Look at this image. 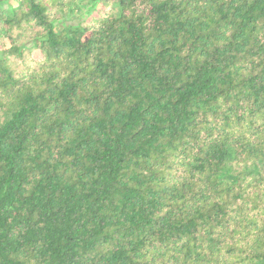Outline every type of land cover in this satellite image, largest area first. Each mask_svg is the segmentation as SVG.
I'll return each mask as SVG.
<instances>
[{
    "label": "trees",
    "instance_id": "trees-1",
    "mask_svg": "<svg viewBox=\"0 0 264 264\" xmlns=\"http://www.w3.org/2000/svg\"><path fill=\"white\" fill-rule=\"evenodd\" d=\"M0 264H264V0H0Z\"/></svg>",
    "mask_w": 264,
    "mask_h": 264
}]
</instances>
